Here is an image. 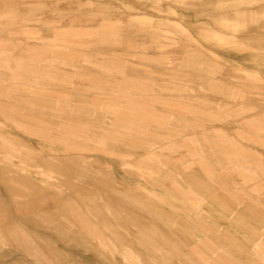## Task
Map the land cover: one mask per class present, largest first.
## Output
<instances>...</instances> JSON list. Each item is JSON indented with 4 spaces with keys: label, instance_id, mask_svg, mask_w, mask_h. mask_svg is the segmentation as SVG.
<instances>
[{
    "label": "rangeland",
    "instance_id": "rangeland-1",
    "mask_svg": "<svg viewBox=\"0 0 264 264\" xmlns=\"http://www.w3.org/2000/svg\"><path fill=\"white\" fill-rule=\"evenodd\" d=\"M0 264H264V0H0Z\"/></svg>",
    "mask_w": 264,
    "mask_h": 264
},
{
    "label": "bare ground",
    "instance_id": "bare-ground-1",
    "mask_svg": "<svg viewBox=\"0 0 264 264\" xmlns=\"http://www.w3.org/2000/svg\"><path fill=\"white\" fill-rule=\"evenodd\" d=\"M237 8V7H236ZM257 119V118H256ZM257 120H259V119H257ZM257 186V185H256ZM209 191V190H208ZM255 191H256V189H255ZM258 191V190H257ZM126 195V194H125ZM135 198V197H134ZM143 202V201H142ZM247 205V204H246ZM145 206V205H144ZM13 229V228H12ZM14 230V229H13ZM170 240V239H169ZM29 243V242H28ZM27 246V245H26ZM67 250V249H66ZM62 251V250H61ZM65 252V251H64ZM67 254V253H66ZM71 257V256H70ZM73 259V258H72ZM69 260V259H68ZM74 261V260H73ZM74 263V262H73Z\"/></svg>",
    "mask_w": 264,
    "mask_h": 264
}]
</instances>
